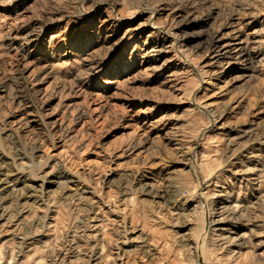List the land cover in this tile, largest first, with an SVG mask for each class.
<instances>
[{"label": "rangeland", "instance_id": "374dc122", "mask_svg": "<svg viewBox=\"0 0 264 264\" xmlns=\"http://www.w3.org/2000/svg\"><path fill=\"white\" fill-rule=\"evenodd\" d=\"M235 36L264 0H0V264H264V65L202 75Z\"/></svg>", "mask_w": 264, "mask_h": 264}, {"label": "bare ground", "instance_id": "6f19581e", "mask_svg": "<svg viewBox=\"0 0 264 264\" xmlns=\"http://www.w3.org/2000/svg\"><path fill=\"white\" fill-rule=\"evenodd\" d=\"M237 33V32H236ZM175 42V41H174ZM152 44V43H151ZM173 42H170V44H168V46L164 47L165 49H172L173 47ZM153 45V44H152ZM174 50V49H173ZM157 52L156 50V46L153 45L151 47H149V50H147L146 54H150ZM173 52V51H172ZM181 52V51H180ZM210 56H209V61L208 63L204 66V71H202V75L204 77H207L206 75H214L217 73L216 68L214 67V64H218V66L220 68L224 67L226 64L229 66L230 64H232L231 62H240L243 65L242 70H244L245 73H247L249 70H251V68L253 67V65L255 64V61L257 63L263 64L264 65V53L262 55H257V53L254 51V48H252L250 45H248V43L242 39V37H237L235 36L234 38H231L229 40H227L225 43L222 44H217L214 43L213 46H211L210 49ZM177 53V52H176ZM175 53V54H176ZM68 54H72L71 52L67 53L64 55V57H67ZM174 54V55H175ZM181 54V53H180ZM173 55V58H174ZM26 57V56H24ZM152 57V56H151ZM155 57V56H154ZM154 57H152L154 59ZM148 58V57H147ZM152 58H148V60H145L144 63L149 64L150 66H152V68L154 69L155 67H157V65L154 63H152L153 61H151ZM172 58V59H173ZM257 59V60H256ZM50 59H47L43 62L42 67L40 69L39 72V84L36 85V87L38 88L41 84V80L43 79H47L52 75V72L54 70V66L52 67V65L49 66ZM207 61V60H206ZM181 65H175V68H180ZM262 66V65H261ZM62 69V68H61ZM221 71V70H220ZM208 75V76H209ZM43 88V87H42ZM36 92V91H35ZM39 92V91H38ZM44 93V92H43ZM38 94V93H37ZM66 94V93H65ZM50 100V99H49ZM63 103V102H62ZM71 106V105H68ZM211 107V105L206 104L205 108L207 110H209V108ZM16 111L18 112L17 115L15 116L16 118L14 119V123L20 126H24V128H26V126L33 128L36 124H34V117H35V112L33 110H31L26 104H22L18 101L17 107H16ZM206 110V111H207ZM94 111V110H93ZM70 112V111H68ZM211 112V111H208ZM54 113V112H53ZM209 114V113H208ZM210 116V115H209ZM218 117V116H217ZM58 119V118H57ZM54 121H56L54 119ZM54 124V123H53ZM205 127V126H204ZM60 130V129H59ZM212 130V129H211ZM202 131V130H201ZM204 131V130H203ZM207 131V130H206ZM205 131V132H206ZM203 133V132H202ZM187 151V150H186ZM214 231H221V232H226L227 229L225 228V222L223 220H216V222H214ZM51 227V225H50ZM7 232H4L3 235H7ZM235 235V234H234ZM238 236V235H236ZM5 237V236H4ZM17 237V236H16ZM224 238L229 239L226 242L230 245H234L237 247H239L241 244V236L238 237H220V240H225ZM4 239V238H3ZM240 241V242H239ZM15 246V245H14ZM31 246V245H30ZM29 246V247H30ZM6 248V247H5ZM22 252V251H21ZM27 253V252H26Z\"/></svg>", "mask_w": 264, "mask_h": 264}]
</instances>
